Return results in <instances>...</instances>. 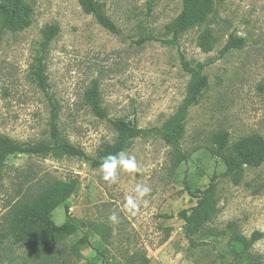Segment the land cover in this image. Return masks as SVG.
Here are the masks:
<instances>
[{
	"label": "rangeland",
	"instance_id": "1",
	"mask_svg": "<svg viewBox=\"0 0 264 264\" xmlns=\"http://www.w3.org/2000/svg\"><path fill=\"white\" fill-rule=\"evenodd\" d=\"M33 6L32 25L23 30L5 28L0 34V264H126L132 254H144L142 264H264V162L247 167L239 183L224 175L223 160L212 151V137L228 130L231 142L245 135L264 136V0H213L208 20L184 32L177 45L165 38L166 25L181 10V0H99L121 33L101 26L83 11L77 0H25ZM58 31L44 43V29ZM217 38L211 51L197 43L200 32ZM230 34L245 38L241 48L221 55ZM190 64H205L209 84L192 106L182 139L189 159L173 165L171 147L157 136L137 137L125 151L135 157L139 171H121L116 184L102 179L92 164L114 143L116 132L108 119L97 116L85 100L94 81L110 118H125L141 127L161 125L183 100ZM44 64L47 88L35 74ZM52 96L59 107L63 136L81 147L87 157L37 156L18 153L16 143L49 139ZM78 180L68 199L72 214L97 224L105 233H90L93 243L105 245L107 258L86 243L87 227L44 251L34 244L15 243L11 221L19 205L55 179ZM208 198L199 208L198 191ZM152 191L137 199L135 214L126 200L135 186ZM188 209L193 237L206 244L192 246L187 222L179 212ZM115 212L119 223L108 217ZM65 220L57 207L47 222ZM229 222L250 237L262 232L253 247L235 259L229 232L218 235ZM136 264H141L138 262Z\"/></svg>",
	"mask_w": 264,
	"mask_h": 264
},
{
	"label": "trees",
	"instance_id": "2",
	"mask_svg": "<svg viewBox=\"0 0 264 264\" xmlns=\"http://www.w3.org/2000/svg\"><path fill=\"white\" fill-rule=\"evenodd\" d=\"M84 12L92 14L95 20L107 30L113 33H121L116 22L107 14L104 4L99 0H77ZM213 0H181V10L178 15L165 27V34L168 37L157 38L149 35L143 37L141 41L159 40L162 43L177 45L179 37L187 30L204 24L209 14L213 10ZM33 6L25 0H0V34L7 28L10 30H23L32 25ZM58 31L56 25L47 26L44 29V43L50 42ZM217 38L212 30L204 29L197 38L198 45L202 50L208 52L213 49ZM245 43V38L230 34L227 42L221 49V55L232 49L241 48ZM183 68L189 73L190 78L187 83L186 93L172 116L161 125L152 127H141L137 123L125 118H110L108 112L102 105L99 83L94 81L86 91L85 100L91 106L93 112L108 119L116 132L114 143L108 144L97 158L92 160L94 166L100 167L102 160L109 154H116L120 151H127L132 141L137 137L157 136L171 147L173 165L179 166L189 159L188 153L183 149L182 139L185 134L186 121L192 106L196 105L209 81L204 73L205 64L198 62L192 65L184 56H181ZM40 87L46 91L47 77L44 73V64L40 61L35 72ZM51 104V116L49 121V139L44 141L16 143L14 150L18 153L37 156H53L62 158L64 156L87 157L86 152L79 146L73 144L65 138L59 127V107L53 101L52 96H47ZM3 144V136L0 134V147ZM212 151L220 157L226 170L224 175L229 176L235 183L242 179L247 167H258L264 162V136L245 135L234 142H231L228 130L220 129L212 137ZM212 179L210 185L198 191V201L194 209L199 208L208 198L210 187L214 184ZM78 188V180L55 179L48 182L31 199L19 205L20 214L10 223V230L15 243L21 245L34 244L38 251H44L49 246L59 244L75 234L80 228L87 227L85 234L86 243L92 245L100 256L107 258L105 245L102 242L93 243L90 233H105L109 230L105 224H97L74 216L70 210L68 199ZM65 208V220L52 226L47 222L52 212L59 206ZM188 209L179 212L182 219L187 222L186 235L192 246L206 244L205 241H197L193 237L190 227V217ZM229 232V245L237 259L245 252L249 251L256 241L262 237V232L255 231L248 237L235 228L234 222H229L225 229L218 232V235H226ZM149 259L144 254H132L126 259V264L145 263Z\"/></svg>",
	"mask_w": 264,
	"mask_h": 264
},
{
	"label": "clouds",
	"instance_id": "3",
	"mask_svg": "<svg viewBox=\"0 0 264 264\" xmlns=\"http://www.w3.org/2000/svg\"><path fill=\"white\" fill-rule=\"evenodd\" d=\"M102 171V179L108 184H116L121 171L129 173L139 171L135 157L129 155L125 151H120L116 154H109L105 156L100 165ZM135 197L129 196L126 200V207L128 211L135 214L137 209V199H142L147 196L151 191V187L146 184H137L135 186ZM112 223H119V217L115 212L111 213L108 217Z\"/></svg>",
	"mask_w": 264,
	"mask_h": 264
}]
</instances>
